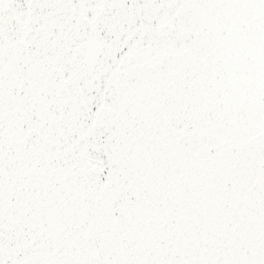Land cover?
<instances>
[{"label": "snow or ice", "instance_id": "1", "mask_svg": "<svg viewBox=\"0 0 264 264\" xmlns=\"http://www.w3.org/2000/svg\"><path fill=\"white\" fill-rule=\"evenodd\" d=\"M0 264H264V0H0Z\"/></svg>", "mask_w": 264, "mask_h": 264}]
</instances>
